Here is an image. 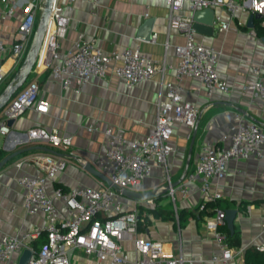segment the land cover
Returning <instances> with one entry per match:
<instances>
[{
    "label": "crops",
    "instance_id": "crops-1",
    "mask_svg": "<svg viewBox=\"0 0 264 264\" xmlns=\"http://www.w3.org/2000/svg\"><path fill=\"white\" fill-rule=\"evenodd\" d=\"M64 2L58 0L59 4ZM213 9L214 14H219L222 21L228 23L227 30L219 32L215 28L211 36L195 32V41L220 52L216 71L228 91L215 92L211 97H206L200 82L195 78H182L178 82L169 70L162 76L164 82L178 83L182 100L195 104L199 109L194 128L188 129L177 124L169 139L174 147V152L166 159L171 183L181 182L192 170L199 143L228 144L224 137L230 134L235 116H242L264 131V99H253L242 88L254 80L250 71L253 65L264 70V27L258 25L260 30L256 32L254 23L259 21L258 18L253 20L252 28L246 27L249 12H238L229 18L224 10ZM3 10L4 6L0 5L1 14ZM193 12L189 3L184 2L179 15L191 18ZM166 16L167 7L163 0H98L96 6L90 0H75L65 35L58 42V50L64 52L70 49L80 37L83 42L93 41L104 52L137 46L155 63L164 61L168 65H175L177 58L172 47L181 44L183 37L177 29L167 28ZM149 18L153 19L151 38L143 41L137 38V33L142 23ZM17 20L18 12L9 19L0 17V38L7 46L12 43ZM165 43L167 49L164 48ZM19 64H14L11 57L5 59L2 66L6 72L5 84L0 89H5ZM30 80L37 82L39 97L48 103L49 110L47 114L40 115L27 109L13 119L9 127L11 133L0 134L3 157L17 150L27 151L0 167V237L31 234L34 238L27 239V245L35 250L39 246L40 235L44 233L45 221L41 214L25 213L23 191L15 179L42 171L29 161H24L19 168L13 164L36 152L61 159L64 169L46 181L48 193L55 188L67 191L81 186L108 187L103 179L87 169L97 170L95 160L105 148L104 130L118 132L129 141L143 138L155 121L156 101L165 99V88L159 87V73L126 88L118 77L108 72L104 78L90 77L76 93V83L62 89L59 82L46 71L34 73L22 87ZM33 126L55 128L60 135L71 138V146L64 150L52 148L44 142L27 141L23 133ZM263 164V159L252 157L228 160L218 185L223 197L215 205L207 206L205 211L197 209L200 202L199 177L189 184L188 195L182 198L176 194L173 203L163 193L166 184L162 168L152 167L150 175L134 189L137 192L155 191L153 196L136 199L141 219L137 225V235L161 241L165 253L174 257L181 255L192 260V264H244L246 248L255 249L257 245H264V177L260 175ZM154 207L164 210L165 215H170L172 219L154 217L150 211ZM174 207L177 219L173 215ZM215 208L236 210L233 224L239 241L238 246L230 248L233 251L241 249V253L235 254L226 263L209 261L219 253V248L212 232L205 229L204 220ZM178 212H182L180 224ZM32 242H36L35 247ZM122 247L129 260L136 258L131 242H123ZM22 251L16 253L8 264H17ZM69 260L71 264H111L108 260L96 263L94 256H87L79 250H73Z\"/></svg>",
    "mask_w": 264,
    "mask_h": 264
},
{
    "label": "built area",
    "instance_id": "built-area-1",
    "mask_svg": "<svg viewBox=\"0 0 264 264\" xmlns=\"http://www.w3.org/2000/svg\"><path fill=\"white\" fill-rule=\"evenodd\" d=\"M43 2L0 0V5L4 6L0 17L9 19L18 12L11 45L7 46L0 38V87L6 76L2 69L5 59L11 57L14 64L21 63ZM74 2L65 0L59 4L58 0H52L42 42L31 71H48L62 89L76 83L78 88L74 90L75 93L90 77L104 78L108 72L118 77L126 88L159 73V87L165 88V99L156 101L155 121L143 138L129 141L118 132L104 130L105 148L97 156L95 166L112 186H81L67 191L55 188L48 193L46 181L64 169L61 159L38 152L14 163V167L19 168L24 161H29L42 171L40 174L18 176L15 180L23 191L25 213L43 216L45 240L38 250H34L27 245V239L34 238L31 234L1 236L0 264H8L16 253L24 249L31 252L27 264H71L67 257L69 250H80L87 256H94L96 263L108 260L111 264H192V260L181 255L174 257L165 253L161 241L137 235V225L141 221L137 200L123 196L121 190H134L133 187H138L141 180L150 175L152 167L159 166L164 173L165 195L173 203L176 194L185 198L189 193V184L199 177L200 202L197 209L205 211L209 203L223 197L218 185L228 160L251 157L264 160V131L238 115L233 118L230 134L224 137L228 144L199 143L192 170L173 187L166 164L167 157L174 152L169 139L177 124L193 129L199 109L195 104L182 100L178 83L162 80L163 74L169 70L178 82L182 78L197 79L206 97H211L215 92L226 93L228 88L216 71L220 52L197 43L191 18H182L179 11L184 2L189 3L192 11L220 8L229 18L246 11L257 14L259 25L264 27V0H163L167 7V28L177 29L183 37L181 44L172 47L177 58L175 65H168L164 61L155 63L137 46L104 52L93 41L83 42L80 37L70 49L59 51L58 42L65 35ZM90 2L93 6L98 4V0ZM213 23L219 32H225L228 28V23L222 21L219 14H214ZM167 46L165 43L164 48L167 49ZM250 71L254 80L242 88L251 98L264 99V70L253 65ZM27 109L40 115L47 114L49 110L48 103L39 97L35 80L28 81L0 109V134L11 133L7 121L20 116ZM23 135L29 142H44L64 150L71 146V138L60 135L55 128L33 126L26 129ZM260 175L264 177V164ZM173 215L177 219L175 207ZM223 224L224 211L221 209L215 208L205 216L204 227L212 232L219 248V253L209 259L211 262L226 263L235 254L241 253V249L233 251L227 245L225 234L219 231ZM125 241L133 245L136 253L133 260L123 253L122 243ZM255 249L264 253V245H257Z\"/></svg>",
    "mask_w": 264,
    "mask_h": 264
},
{
    "label": "water",
    "instance_id": "water-1",
    "mask_svg": "<svg viewBox=\"0 0 264 264\" xmlns=\"http://www.w3.org/2000/svg\"><path fill=\"white\" fill-rule=\"evenodd\" d=\"M52 0H44L43 2V8L40 12L38 22L35 26L34 32L32 34L28 49L19 64L17 70L13 74V77L11 81L8 83V85L5 87L3 92L0 94V109L6 104V102L11 98L12 94L24 84L26 81V78L28 77L29 73L31 72L32 66L34 64L35 58L37 56L38 50L40 48L45 26L47 24L49 12H50V6H51ZM214 18V9L213 8H203L195 10L191 15V21H192V28L195 32L205 35V36H211L214 33L215 27L213 23ZM257 14H249L246 21V27L252 28L253 26V20L257 19ZM153 23V19L149 18L145 20L142 25L139 28V31L137 33V38L140 40L148 41L151 38V26ZM264 40V39H263ZM13 123V119H9L7 121V126L10 127ZM194 137V134H193ZM193 141V139H192ZM36 148V147H35ZM42 150H47L44 147H38ZM26 149L17 150L14 152L9 153L8 155L4 156L0 160V167H2L4 164H6L10 159L13 157L21 154ZM48 151V150H47ZM88 171L92 172L93 174L99 176L101 179H103L108 186H112L108 179H106L100 172L97 170L91 169L90 167H87ZM186 171V169H185ZM184 171V172H185ZM179 181H176L172 183V186H176ZM166 187L163 189V193H165ZM121 193L123 196L132 198V199H144L148 198L150 196H153L155 194L154 190L150 191H143V192H137L134 190L129 189H123L121 190ZM236 210L234 209H225L224 210V221L226 223L227 228L232 231L233 226V220L235 218ZM72 253V250H69L67 252V257L70 258ZM31 255L30 250L24 249L19 256L18 263L17 264H27V261Z\"/></svg>",
    "mask_w": 264,
    "mask_h": 264
},
{
    "label": "trees",
    "instance_id": "trees-1",
    "mask_svg": "<svg viewBox=\"0 0 264 264\" xmlns=\"http://www.w3.org/2000/svg\"><path fill=\"white\" fill-rule=\"evenodd\" d=\"M258 23H259L258 20L254 23V28H255L257 33L260 30V28L258 27V25H259ZM46 72H48V71H46ZM21 87L22 86L17 88V90L12 94L11 98L21 89ZM26 152L27 151H24L21 154H24ZM21 154H19V155H21ZM19 155H17V156H19ZM17 156H15V157H17ZM15 157H13V158H15ZM2 158H3V155H2V153L0 151V160ZM12 159H10L8 162H10ZM217 201H215L213 203H209L207 206H209V205L213 206V205L216 204ZM150 211L152 212V215L154 217H164V218L172 219V217L170 215H165V211L162 210V209L154 207V208L150 209ZM178 217H179V224H180V222L182 220V212H178ZM219 231H221L222 233L225 234L227 245L229 247L238 246V241H239L238 240V232H237L236 226L234 224L232 226V231L227 229L226 224H223L222 226H220L219 227ZM40 239L41 240H40L39 246H37L35 248V250H38V248L40 247L41 243L44 242V240H45V234L44 233H42L40 235ZM32 243H33V246L35 247L36 246V242H32ZM243 261H244V264H264V253L255 250L254 247H248L244 251Z\"/></svg>",
    "mask_w": 264,
    "mask_h": 264
},
{
    "label": "rangeland",
    "instance_id": "rangeland-1",
    "mask_svg": "<svg viewBox=\"0 0 264 264\" xmlns=\"http://www.w3.org/2000/svg\"><path fill=\"white\" fill-rule=\"evenodd\" d=\"M40 15V14H39ZM38 18H39V16L36 18V21L38 22ZM37 24V23H36ZM34 73L31 71L30 73H29V75H28V77L26 78V81L29 79V77H31L32 75H33ZM4 84H5V82H4V80L2 81V83H1V86H3L4 87ZM3 92V89H0V94ZM50 147H52V148H55L54 146H51V145H49ZM36 153H38V152H36ZM133 189H137V187H133ZM80 251V250H79Z\"/></svg>",
    "mask_w": 264,
    "mask_h": 264
}]
</instances>
